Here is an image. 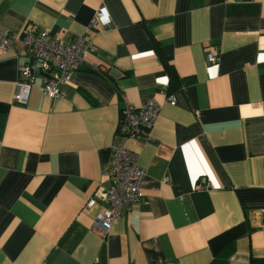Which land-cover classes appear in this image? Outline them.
Returning <instances> with one entry per match:
<instances>
[{
    "label": "crops",
    "instance_id": "0c3cea01",
    "mask_svg": "<svg viewBox=\"0 0 264 264\" xmlns=\"http://www.w3.org/2000/svg\"><path fill=\"white\" fill-rule=\"evenodd\" d=\"M99 5L108 27L89 26ZM27 26L93 48L22 104L25 58L0 47V264H264V0H0V31ZM151 97L154 125L124 141L120 109ZM118 146L144 198L104 235L86 203Z\"/></svg>",
    "mask_w": 264,
    "mask_h": 264
},
{
    "label": "built area",
    "instance_id": "2783aa9c",
    "mask_svg": "<svg viewBox=\"0 0 264 264\" xmlns=\"http://www.w3.org/2000/svg\"><path fill=\"white\" fill-rule=\"evenodd\" d=\"M110 24L108 10L104 5H99L89 26L105 28ZM15 44L20 46L19 54L25 61L19 66L16 90L12 98L14 102L22 104L25 103L30 86L36 78L41 81L40 91L44 96L54 99L60 95V85L70 79L84 61L85 54L93 48L82 36L65 42L47 30H36L30 26L25 27L18 35L0 31V47L3 50H10ZM206 60L208 63H215L218 58L208 53ZM166 101L174 104L175 99L172 94H166ZM159 112L160 104L153 97L137 106L126 103L120 109L116 134L124 141L145 135L154 125ZM110 173V186L99 187L94 193L95 196L86 203L87 207H93L97 203L105 206L94 221V225L104 235L127 207L144 198L142 183L145 172L138 166L136 155L132 151L124 146L114 147ZM206 185V179L202 177L196 188Z\"/></svg>",
    "mask_w": 264,
    "mask_h": 264
}]
</instances>
